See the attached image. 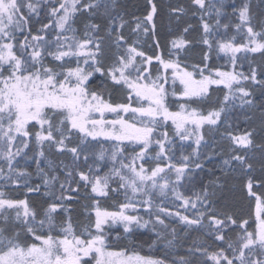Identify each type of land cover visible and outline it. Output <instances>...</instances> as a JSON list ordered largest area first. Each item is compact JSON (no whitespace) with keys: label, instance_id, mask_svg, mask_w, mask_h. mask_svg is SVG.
<instances>
[{"label":"snow or ice","instance_id":"snow-or-ice-1","mask_svg":"<svg viewBox=\"0 0 264 264\" xmlns=\"http://www.w3.org/2000/svg\"><path fill=\"white\" fill-rule=\"evenodd\" d=\"M148 2L152 7L144 20L153 26L155 39L157 7L153 0ZM42 4L48 8L47 22L40 20ZM191 4L194 15L195 9L200 10L203 31L200 42L208 51L203 55V65H193V71H188L179 60L190 43L188 40L183 37L171 40L168 59L162 55L146 56L136 45L141 30L147 35L149 29L138 21L133 28L137 38L129 43L121 31L123 23L119 28L115 27V17L109 13L110 8L114 11L116 7L115 0L111 3L108 0H0V161L8 168V173L3 174L0 166V179L20 185V177L27 173L17 172L14 161L29 147L33 135L39 157L44 156L43 149L47 145L59 153H71L73 165L81 155L88 161L85 153L89 138L91 141L114 142L110 155L106 156V150H102L96 156L97 161L107 159L111 163L103 176L98 174L99 164L95 166V172L92 166L85 172L64 165L62 170L66 180L60 182L59 195H55L51 187L58 176L49 178L40 167V160H36L38 171L44 177V187L48 189L44 195L54 196L42 215L38 216L27 199L7 198L5 192L0 191V220L3 221L0 223V264H165L163 260L135 251L109 249L107 228L120 225L127 234L133 231V226L141 229L148 226L150 220L132 214L138 208H143L150 216L155 215L156 223L165 228V220L157 213L177 216L186 228L204 230L220 242L218 250L211 253L200 245L189 249L205 256L212 264H264V198L252 191L251 180L247 187L248 195L256 198L254 231L249 230L246 219L238 221L229 214H215L209 198L215 193L207 190L203 197L197 196L203 209H198L192 217L153 204L154 193L167 196V190L171 188L183 206L197 208V203L180 195L176 185L185 178L193 179L192 173L204 168L200 155L207 147L205 126L208 131H218L219 125L227 122L226 113L235 107L236 100L241 108L247 106L259 110L264 121V104L257 106L251 99L252 92L242 84V81L250 80L264 87V80L257 79L256 69L253 68L249 76L213 69L207 63L213 50L228 57L233 68L239 59L238 53L264 55V20L261 21L262 30L257 31L252 23L250 2L246 0L239 8L233 4L232 13L237 14L239 22L232 26L244 36V41L237 43L236 35L225 38L230 27L221 20L227 15L225 0H191ZM101 8L103 14L109 16L108 28L89 20L81 35L75 27L77 16L82 13L92 16ZM170 11L177 20L186 14L183 7H173ZM213 15L216 18L214 25L205 19ZM33 17L40 25L35 33L31 29ZM190 27L184 28V32ZM221 28L225 37L216 39L214 49L213 37ZM156 47L160 48L159 41ZM153 59L160 64L163 74L158 71L153 76L146 67ZM197 69L199 79L194 76ZM213 85L222 86L227 92L220 106L204 115L191 107L190 102L209 99ZM115 91H121L126 101L113 103L110 97ZM105 93L109 99H105ZM169 96L178 103L179 111L171 110ZM169 122L176 137L195 145L191 156H181V163L173 162L175 141L167 131ZM221 136L226 137L231 146L229 156L222 161L227 168L239 166L250 171L253 164L248 152L258 149L264 154V142L256 144L253 131L221 133ZM73 139H78L79 144L70 146ZM238 149L245 151L241 154ZM170 173L175 174L174 181ZM74 176L79 177L75 188L71 186ZM80 182L83 187L90 188L95 205L99 204L95 198L121 191L126 202L119 205V211L96 207L94 222L84 224L78 232L72 223L70 206L64 201L76 198L71 193L80 191ZM25 186L29 193L40 191L39 185ZM62 214L65 218L58 223L57 217ZM205 217L208 223L204 222ZM230 226L242 230L237 233L236 240L227 235ZM115 239H120L119 234ZM180 259L181 264H188L183 257Z\"/></svg>","mask_w":264,"mask_h":264},{"label":"trees","instance_id":"trees-1","mask_svg":"<svg viewBox=\"0 0 264 264\" xmlns=\"http://www.w3.org/2000/svg\"><path fill=\"white\" fill-rule=\"evenodd\" d=\"M246 2V0H243ZM111 3V0H108ZM237 0H225V12L226 16L221 17L222 23H229L230 27L227 30L225 37L224 29L219 30V34L213 37V47L215 49V41L221 37H231L236 35V42L241 43L244 41V36L237 33L235 28L232 26L238 23L237 14L232 13L233 4L236 6ZM244 2V3H245ZM251 4L252 23L257 31H261V21L264 20V0H248ZM116 7L114 11L110 8L109 13L115 17V27L119 28L123 23L124 35L129 39V43L133 39L137 38V34L133 32L136 23L142 22L149 31L147 35L141 30L139 33V42L137 47L142 50L146 56L155 57L156 55H162L165 59H168V50L170 41L179 37H183L190 43L187 49L179 57L180 63L188 71H193V65H203V55L208 51L207 47L203 45L200 40L203 36L201 28L200 10L195 9L196 14H193V5L191 0H153V3L157 7V12L154 16L155 24V39L153 38L152 31L153 26L148 24L144 20L148 12L151 10L152 5L149 4L148 0H115ZM243 3V4H244ZM183 7L186 10V14L182 15L179 20L171 14V8ZM40 11V20L47 22L48 8L47 5L42 4ZM236 17V18H234ZM206 20L211 24H215V16L213 15L210 19L205 17ZM237 19V20H236ZM93 21L107 29L109 26V16L103 14V8L100 12L95 15L89 16L88 13H82L77 16L75 27L79 30V33L83 34L84 24L88 21ZM188 32H184V28L188 27ZM39 24L36 22V18H32L31 29L33 33L39 28ZM213 32L216 29L213 28ZM102 35L104 33H101ZM20 39H23L22 34H17ZM246 35V34H245ZM159 41L160 48L157 49L156 42ZM19 52V47L17 46ZM244 58H239L233 68L228 57L213 50L211 58L207 62L213 69H220L226 71H235L243 73L245 75H251L252 69H256L257 79L264 80V55L260 53H246ZM245 57H247L245 59ZM176 59V57H172ZM160 68V64L153 59L150 70L152 75H156ZM194 76L199 77V70H195ZM244 87L252 92L251 99L254 103L259 106L264 104V87L259 84H253L249 81H242ZM211 96L209 99L203 102L192 101L190 102L191 107H196L202 114L207 113L214 108H218L223 101V97L227 92V89L220 87H211ZM105 99H109L107 93H105ZM113 103H119L126 101V97L122 95L121 91H115L110 97ZM171 110L178 108V103L175 99L169 97ZM232 103V102H230ZM235 107L231 109L229 113H226L227 122H222L219 125L218 131H208V126L204 129V136L207 142L205 147L204 158L201 162L204 164V168L196 175L197 183L194 185V189L197 196L203 197L204 191L207 190L209 193H215L214 196L210 195L212 204L215 208V214H229L240 219H246L249 222V230L254 231L256 227V198L255 195H248V182H252V191L264 198V154H261L258 149H253L248 152L250 161L253 167L250 171H246L239 166L234 168H227L223 165L222 161L227 158L230 154V145L226 137H222L221 133H233L240 134L245 131H253L254 141L256 144L264 142V121L261 119V113L259 110L249 109L247 106L241 108L239 106V100H236ZM230 125V126H229ZM162 128L160 131L162 132ZM169 137L173 139L174 134L170 124L167 126ZM33 143V144H32ZM79 144L78 139H73L70 142V146ZM113 143H104L102 141H93L89 143V147L86 150L88 155V161L84 160V156L81 155L80 160L73 165V158L71 153H59L55 148H49L45 145L43 151L44 156H38V147L35 144L34 135L32 142L28 148L24 149L19 157L16 158L14 163L17 166V172L23 171L27 175L20 177V185L16 186L5 179H0V191L5 192V196L11 199H27L29 205L35 209L39 215H42L43 209L48 206V203L54 199L53 195H44L48 189L43 184V174L38 171L36 160H40V167L48 173L49 178L52 175L58 176V180L52 184V191L55 195L60 193V182L66 180L65 173L62 170L64 165L78 168L81 171L88 172L89 166H92L93 172H95V166L100 165L99 175L103 176L109 171L111 163L109 160L103 162L97 161L96 156L102 151L106 150L105 155H110L112 151ZM155 147V146H154ZM176 148V146H174ZM174 150V149H173ZM241 154L245 150H237ZM26 154V155H25ZM125 155H128L126 152ZM211 155L212 159H207ZM26 162V163H23ZM235 164V162H233ZM0 166L3 167V174L8 173L7 165L4 161H0ZM219 178V179H218ZM79 181L78 176H74L72 180V187L75 188ZM28 186H40L39 192H27ZM81 187L78 193H71L72 196L76 197L73 200L64 201L65 204L70 206L72 223L76 230L79 232L82 230L84 224L89 221L94 222L95 220V209L99 207L101 210L117 211L121 203L126 202L123 191L119 194L110 193L108 197H97L99 204H93L91 197L90 188L83 187V182H80ZM220 184L221 186H217ZM115 186V184H113ZM203 209L198 201L196 211L190 216L197 214V210ZM65 217L63 214L57 217L59 223L61 219ZM205 223H208L205 217ZM0 223H3L0 220ZM242 230L230 226L227 235L230 239L236 240L237 233ZM128 239L124 237L119 240L109 241L110 250H127L128 252H138L140 255L160 259L165 264H181V257H183L188 264H212L208 261L205 256L200 253H192L189 249L193 248L194 245H200L208 249L209 253L218 250L217 245L220 243L215 241L213 237L207 235L204 230L196 227L186 228L182 222H175L168 230L158 234L154 240H147L142 238L140 235L134 233L126 235ZM30 239V237H29ZM155 241V243H153ZM169 241L172 243L169 244Z\"/></svg>","mask_w":264,"mask_h":264},{"label":"rangeland","instance_id":"rangeland-1","mask_svg":"<svg viewBox=\"0 0 264 264\" xmlns=\"http://www.w3.org/2000/svg\"><path fill=\"white\" fill-rule=\"evenodd\" d=\"M245 1L243 0H237L236 3V7L239 8L243 5ZM236 18V17H234ZM237 20V19H236ZM246 53H238L237 56L238 58H244V56ZM146 67H149L150 69V65H146ZM151 71V70H150ZM161 74H163L164 70L161 68H159L158 70ZM157 71V72H158ZM152 72V71H151ZM171 72V70H169V73ZM153 76H155L153 74ZM196 78V77H195ZM199 79V77L197 78ZM169 87H171V85H169ZM212 87H216L215 85H213ZM177 88H179V85L177 84ZM170 98L174 99L173 97L169 96ZM174 111H179V108L174 109ZM110 115V114H108ZM169 124L171 125V123L169 122ZM172 127V126H171ZM206 127V126H205ZM173 130V140L175 141V146L176 148H174L173 150V155H174V161L175 163H181V156L182 155H192V148L195 147L194 143L192 141H181L178 137L175 136V130L172 127ZM23 139V138H21ZM104 142V143H114V142H110V141H105L103 139H100L98 142ZM93 142L91 141V139L89 138L88 143ZM33 144V143H32ZM31 149V147H28V150ZM153 155L155 154L154 151L152 153ZM205 155V148H203L201 150V155H200V160L204 158ZM19 157V156H18ZM193 159H195V157H193ZM26 163V162H23ZM154 166V164L152 165ZM202 169H196L192 175H193V179L189 180L187 178L183 179L179 184L176 185L177 191L180 193L181 196H183L185 199H188L192 202H195L198 204L197 201V195L195 192V187L194 185H196L197 180H196V175H198V173L201 171ZM189 172H192V169H189ZM170 178L174 181L175 180V174L174 173H170ZM168 195L167 196H160L158 193H154L153 195V204L159 207H164L169 211L172 212H179L182 215H188L189 217L196 211V208H192L191 205L185 207L183 206V203L181 200H177L175 198V196L172 194L171 188H169L167 190ZM129 195H131V193H129ZM119 211V209L117 210ZM129 212H131V210H128ZM155 211V209H154ZM132 214H138L140 216L143 217V219L145 220H150V223L148 224V226L146 228H138L136 226H133V231L131 233H127L125 234L123 232V228L120 225H116L110 228H107L106 231L108 233V240L109 241H115V237L117 234H119L120 238L125 237L126 235L129 234H138L140 235L142 238L147 239V240H154L158 234L165 232L166 230L169 229L170 226H172L175 222H181L179 220V218L177 216H169L167 215V213H157L161 216L162 219L165 220V224L167 225V227L165 228L163 225H159L156 223L155 221V215L150 216L148 212H145L143 208H138L137 212L132 213Z\"/></svg>","mask_w":264,"mask_h":264}]
</instances>
